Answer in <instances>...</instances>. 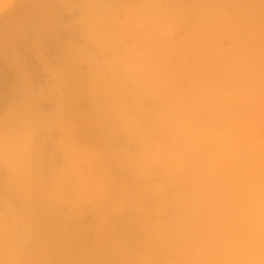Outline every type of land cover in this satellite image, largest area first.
<instances>
[{
  "label": "rangeland",
  "instance_id": "1",
  "mask_svg": "<svg viewBox=\"0 0 264 264\" xmlns=\"http://www.w3.org/2000/svg\"><path fill=\"white\" fill-rule=\"evenodd\" d=\"M264 0H0V264H260Z\"/></svg>",
  "mask_w": 264,
  "mask_h": 264
},
{
  "label": "clouds",
  "instance_id": "2",
  "mask_svg": "<svg viewBox=\"0 0 264 264\" xmlns=\"http://www.w3.org/2000/svg\"><path fill=\"white\" fill-rule=\"evenodd\" d=\"M250 226L254 245H259L261 254H264V174L259 182L253 183L249 201ZM260 264H264L261 260Z\"/></svg>",
  "mask_w": 264,
  "mask_h": 264
}]
</instances>
